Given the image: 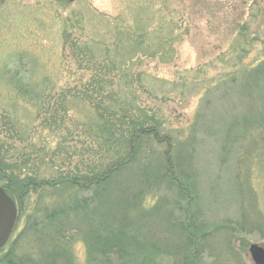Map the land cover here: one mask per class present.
Instances as JSON below:
<instances>
[{
    "label": "rangeland",
    "instance_id": "374dc122",
    "mask_svg": "<svg viewBox=\"0 0 264 264\" xmlns=\"http://www.w3.org/2000/svg\"><path fill=\"white\" fill-rule=\"evenodd\" d=\"M100 79L139 115L165 123L174 145L158 147L152 135L147 152L155 149L151 160L169 154L188 177L183 189L160 183L144 201L115 199L39 228L37 213L67 190H50L48 200L31 186L23 204L15 199L0 264L9 251L27 264L65 246L70 259L51 255L55 264H92L83 228L108 217L113 231L132 237L130 256L110 252L107 264H256L250 246L264 247V0H0V142L22 177L60 179L95 165L97 144L77 126L93 120L94 107L76 92L91 93ZM25 81L37 91L24 96ZM64 226L71 231L62 237Z\"/></svg>",
    "mask_w": 264,
    "mask_h": 264
},
{
    "label": "trees",
    "instance_id": "16d2710c",
    "mask_svg": "<svg viewBox=\"0 0 264 264\" xmlns=\"http://www.w3.org/2000/svg\"><path fill=\"white\" fill-rule=\"evenodd\" d=\"M105 67H108V65H105ZM97 80L95 83H97ZM24 83L25 84L21 86L25 88L24 91H21L24 96L34 92L30 91L32 89L37 91L30 82L25 81ZM109 85L113 87L114 82L113 84H109L100 79V86L96 85L95 89L93 88L94 91L91 93V89L76 92V96L89 101L94 107L93 120L90 115H87V120L84 121L82 125L81 123L77 125L81 128L88 126L86 129L83 128L84 133L89 134L91 144H97L98 156L95 160L96 163L93 167L89 168L87 173H69L65 176L63 175L60 179H41L34 174L22 177L24 173L20 170L18 171V168L13 165L16 162H12L7 158L6 153L9 150H5V145L3 142H0V185H3L6 191L20 204L24 203L25 196L23 195L26 192H30L31 186L34 187L33 191H39V198L45 197L48 200L53 199L50 195H56L54 191L50 190L62 189L63 187L66 188L64 190H67L65 191L66 194L56 191L58 195L56 199L53 200L55 203H50V206H46L43 211L37 213L38 215L36 217H42L34 222L36 227L40 228L42 226L44 228L45 225L51 226L54 221H65L72 218L75 214L78 215L79 212L85 213L88 210L92 213L100 212L103 208H108V206L112 205V200L115 201V199L118 201L120 199L130 198L132 200L138 201L142 199L144 201L147 197L158 194L161 187L160 183L167 184L169 188L173 184L177 185V187H181L183 186V180L186 181L188 179L185 171H183L181 167V171H179L178 168L173 166V163L169 160V154H166L167 152L164 150L161 149V154L157 156V160L149 159L153 158L152 152H154L155 149L152 148V151L147 152V145L145 142H152V135L158 138V147H161L160 145L163 143H168L169 146L174 145L173 135L168 136V133L164 132V130H166L165 123L155 118V113L149 116L139 115L135 108L120 101L118 98L120 94L117 93L115 88L108 89ZM93 94L100 97L99 102L93 98ZM3 118L6 121V125L13 128L18 127L16 121L9 115L8 118H5V114H3ZM56 129H59V125L57 124L52 131ZM161 131H163V133ZM161 133L164 136H161ZM61 142H63L62 139ZM50 143V141H46L43 146L44 150H48V145ZM62 145L63 143H61V146ZM143 150L146 153L144 157L148 156L141 159L142 157L139 152L141 153ZM168 150H171L170 147ZM56 153L59 154V151ZM14 170H16L18 174L15 173ZM130 174L134 175L136 179ZM129 176H131L130 179ZM61 185H63V187H61ZM138 186L141 187L137 188ZM77 187L90 190V197H78V191L76 192L75 189ZM115 188L118 190L119 197L115 195L113 191ZM134 188L135 191L132 192ZM181 188L183 189V187ZM62 200L63 202H68L63 204L61 203ZM70 200H72V202H69ZM94 203H97L96 206L93 205ZM145 213L149 214V210L147 209ZM121 218L128 222L131 221L128 219L125 211L122 212ZM89 221V230L88 228H83V231L89 234L88 238L90 240L92 253L90 261L92 264L110 263L112 261L111 257H109L110 252L115 256H130L128 250L131 249H128L127 245L132 234L127 236L121 229L113 231V218H105L102 222L97 223V226H95V222H92V218ZM65 227L66 226L62 227L58 233L62 234V237H64L68 231H71ZM79 228L80 227H74L72 231L79 230ZM94 230H97V232L93 233ZM104 231L107 233L106 240L102 239ZM134 238L136 239V237ZM192 244L189 246V249L192 247ZM193 245L194 247L191 249L192 252H188V260H190L189 254L192 255L196 250L195 244ZM56 248L57 247H53V253L49 252L47 254L48 251H44L39 258L34 257L31 260L28 259V262L26 260L27 264H53L54 262L51 255L69 258L71 252L68 247H59L60 249L55 252ZM93 254H99L100 256L96 257L93 256ZM11 255V251H9L2 260L3 264H20L25 262L24 260L17 262V260H15V252L14 260H11ZM115 256H113V258ZM66 263L71 264V262L67 261Z\"/></svg>",
    "mask_w": 264,
    "mask_h": 264
},
{
    "label": "water",
    "instance_id": "95a60500",
    "mask_svg": "<svg viewBox=\"0 0 264 264\" xmlns=\"http://www.w3.org/2000/svg\"><path fill=\"white\" fill-rule=\"evenodd\" d=\"M18 217V210L14 200L0 186V250L7 243ZM250 253L256 264H264V247L258 244L250 246Z\"/></svg>",
    "mask_w": 264,
    "mask_h": 264
}]
</instances>
